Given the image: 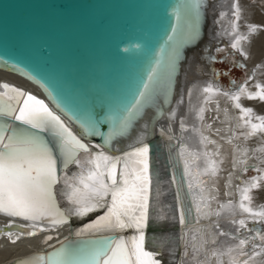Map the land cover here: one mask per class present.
Wrapping results in <instances>:
<instances>
[{
  "label": "bare ground",
  "instance_id": "1",
  "mask_svg": "<svg viewBox=\"0 0 264 264\" xmlns=\"http://www.w3.org/2000/svg\"><path fill=\"white\" fill-rule=\"evenodd\" d=\"M209 10V40L188 61L182 93L173 114L168 113L159 122L155 135L146 137L143 133L119 150L106 149L119 155L110 167L109 181L106 177L109 159L101 152L105 150L103 146L79 135L52 108L37 85L0 68V92L6 91L3 84H7L33 93L48 109L54 110L83 144L99 150L95 154L76 150L77 156L65 165L57 137L52 134L46 140L57 159L53 194L59 215L32 220L0 213V264H12L20 257L15 264L46 256L49 261L62 248L88 253L101 247L68 243L54 252L49 250L70 237L108 234L127 239L134 261L139 246L150 254L145 257L148 264H245L243 250H237L236 255L228 253L229 240L222 238L213 224L227 209L243 206L242 200L247 195H250L246 199L248 205L251 197L264 201V125L261 123L264 119L255 113L259 105L256 97L264 101V93L255 94L257 82L264 84V0H212ZM219 53L232 57L233 63L235 55H239L246 65L247 76L253 77L249 78L253 82L241 85L243 88L239 86L240 93L237 92L240 88L229 91L213 79V59ZM8 117L12 116L0 115V128ZM170 140L181 141L179 155L188 198L184 197L181 177L176 178L175 160H171L167 150ZM251 171L258 173L257 176L251 177ZM113 174L116 183H108L112 182ZM186 199L192 204L188 217ZM257 217L248 218L254 221ZM5 225L8 227L4 228ZM257 236L253 237L255 243H248L251 249L245 256H253L264 248V236L261 239Z\"/></svg>",
  "mask_w": 264,
  "mask_h": 264
},
{
  "label": "water",
  "instance_id": "2",
  "mask_svg": "<svg viewBox=\"0 0 264 264\" xmlns=\"http://www.w3.org/2000/svg\"><path fill=\"white\" fill-rule=\"evenodd\" d=\"M211 1L0 0V68L37 85L52 108L113 161L119 155L106 149L119 150L143 133L155 135L159 122L173 114L188 61L209 40ZM3 128L5 142L13 130L45 140L53 134L13 117ZM180 142L170 140L167 150L188 198ZM57 173L63 194L59 162ZM184 204L188 217L192 204ZM68 243L104 249L122 243L130 249L123 235L108 234L70 237L49 252Z\"/></svg>",
  "mask_w": 264,
  "mask_h": 264
},
{
  "label": "snow or ice",
  "instance_id": "3",
  "mask_svg": "<svg viewBox=\"0 0 264 264\" xmlns=\"http://www.w3.org/2000/svg\"><path fill=\"white\" fill-rule=\"evenodd\" d=\"M3 87L6 91L0 92V115L12 116L40 132L51 131L57 137L58 150L65 157V165L77 156V149L87 150V146L43 101L13 86L5 84ZM143 95L141 93V97ZM5 132L6 129L0 128V213L32 220L45 215H59L53 194V185L57 182V159L53 149L41 136L26 131L13 130L5 142ZM142 151L146 153L147 149ZM146 168L145 165V171ZM112 183H116L114 174ZM113 202L115 205V194ZM85 255L90 258H80ZM149 256L137 246L134 262L127 245L121 243L114 248H98L88 253L62 248L53 254L47 264H148L145 257ZM20 264L45 262L43 257H39L37 260L21 261Z\"/></svg>",
  "mask_w": 264,
  "mask_h": 264
},
{
  "label": "rangeland",
  "instance_id": "4",
  "mask_svg": "<svg viewBox=\"0 0 264 264\" xmlns=\"http://www.w3.org/2000/svg\"><path fill=\"white\" fill-rule=\"evenodd\" d=\"M232 60H233L232 57L225 56L223 53H219L213 59V61H214V65H213V71H214L213 76H214V78L213 79L216 80L215 82L217 85H219V86L221 85L225 89H228L229 91H233L235 89L237 91V87L238 88H240L242 86L244 87L248 83L253 82V80H252L253 77L247 76L246 65L242 62L239 55H235V59H234L235 62L234 63ZM249 78H252V79H249ZM257 83H258V86L255 90V94H259L260 91L262 93H264L263 82L258 81ZM242 88H240L237 92L241 91ZM259 88H261V89H259ZM255 101H256V103L259 104L257 106L258 108L255 111V113H256V115L260 114L259 115L260 118L264 119V101L261 100L260 98H257V97H256ZM261 123L264 125V121H262ZM257 174L258 173H256L255 171L250 172L251 177H255V176H257ZM262 175H264V173ZM263 184H264V182H263ZM260 189H261V187L258 188V191ZM248 198H250V195H247V199ZM255 198L251 197L250 205H248V203H246V199H243L242 200L243 206L241 205L238 208L234 207L231 209H227L225 212H223L220 219H218L219 221H216L213 224V228H215L217 230L218 234H220V236L222 238L229 240L227 242V244L229 245V247H228L229 252L228 253L233 252L236 255L237 250H239L238 252H241L243 250L242 253H245V254H243V255L241 254V256L245 257V260H244L245 264H253V263L263 264L264 263V250H263L264 248H262V250H258L256 253L254 252L253 256H250V257L245 256L246 252L251 249L250 244H252L253 242L254 243L256 242L255 239L251 238V235L255 232L254 230H260V231L263 230L260 233V235H258L257 237H259L261 239V236L262 237L264 236V221H263L264 215H261V214H264V201L260 202L258 197H255ZM233 212L234 213L237 212V213L234 214ZM248 217H257L258 220H254V221L251 220L253 222L252 223ZM260 217H262V218H260ZM241 221H243V224H241ZM233 224H234V226H233ZM231 225H232V227H231ZM258 233L259 232L257 231L255 234H258ZM262 241L264 242V237L262 238ZM233 242H237L238 244L237 245H234V244L231 245ZM248 243H250V244H248ZM257 248H259V247H257Z\"/></svg>",
  "mask_w": 264,
  "mask_h": 264
}]
</instances>
